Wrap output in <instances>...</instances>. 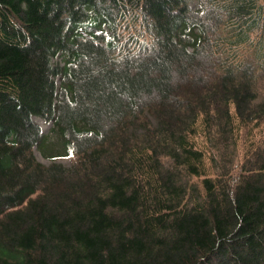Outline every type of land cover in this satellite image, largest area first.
I'll return each instance as SVG.
<instances>
[{
    "label": "trees",
    "instance_id": "1",
    "mask_svg": "<svg viewBox=\"0 0 264 264\" xmlns=\"http://www.w3.org/2000/svg\"><path fill=\"white\" fill-rule=\"evenodd\" d=\"M263 82L264 0H0V264H264Z\"/></svg>",
    "mask_w": 264,
    "mask_h": 264
},
{
    "label": "rangeland",
    "instance_id": "2",
    "mask_svg": "<svg viewBox=\"0 0 264 264\" xmlns=\"http://www.w3.org/2000/svg\"><path fill=\"white\" fill-rule=\"evenodd\" d=\"M259 86H262V85H259ZM262 94L264 95V82H263V87H262ZM262 96V95H261ZM262 98V97H261ZM37 121L41 124V126L43 128H48V126L50 125V123H46L43 119L41 118H36ZM260 136V133L259 131H256V138H259ZM35 154L36 156L38 157L39 160H41L42 162L48 164L50 163V161L46 158H44L39 152L38 150L36 149L35 150ZM243 154V148L242 146L239 145V148H238V152H236V158L240 157L241 155ZM61 162L65 163V164H68L70 162V158L69 157H65V158H62V159H59Z\"/></svg>",
    "mask_w": 264,
    "mask_h": 264
}]
</instances>
